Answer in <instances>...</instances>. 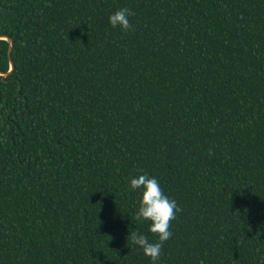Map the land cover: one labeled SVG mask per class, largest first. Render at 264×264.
<instances>
[{
	"label": "trees",
	"instance_id": "trees-1",
	"mask_svg": "<svg viewBox=\"0 0 264 264\" xmlns=\"http://www.w3.org/2000/svg\"><path fill=\"white\" fill-rule=\"evenodd\" d=\"M141 170L161 264H264V0H0V264H151Z\"/></svg>",
	"mask_w": 264,
	"mask_h": 264
},
{
	"label": "clouds",
	"instance_id": "clouds-1",
	"mask_svg": "<svg viewBox=\"0 0 264 264\" xmlns=\"http://www.w3.org/2000/svg\"><path fill=\"white\" fill-rule=\"evenodd\" d=\"M136 13L129 8H121L109 17L112 29L129 33L134 30L132 18ZM129 191L139 194L136 221L147 223L155 242L141 231H132L128 241L141 249L151 264H161L166 245L173 239L172 227L182 212L178 202L166 194L160 180L141 170L131 179Z\"/></svg>",
	"mask_w": 264,
	"mask_h": 264
},
{
	"label": "water",
	"instance_id": "water-1",
	"mask_svg": "<svg viewBox=\"0 0 264 264\" xmlns=\"http://www.w3.org/2000/svg\"><path fill=\"white\" fill-rule=\"evenodd\" d=\"M5 40H7V41H9V42H11V40H9V39H7V38H4ZM12 51H13V47L11 46V48H10V51H9V57H10V59H11V63H12ZM14 70V67H13V65H12V69H11V71H13Z\"/></svg>",
	"mask_w": 264,
	"mask_h": 264
}]
</instances>
